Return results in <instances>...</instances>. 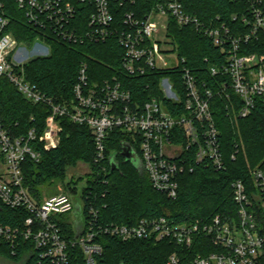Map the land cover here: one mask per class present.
I'll use <instances>...</instances> for the list:
<instances>
[{
	"label": "built area",
	"instance_id": "1",
	"mask_svg": "<svg viewBox=\"0 0 264 264\" xmlns=\"http://www.w3.org/2000/svg\"><path fill=\"white\" fill-rule=\"evenodd\" d=\"M13 1L28 24L39 31H52L63 41L73 42L80 40L71 27V22L76 18L75 3L88 7L86 38L98 42L115 36L122 49L121 71L131 77L145 75L148 71H176L184 62L178 58L174 48L166 44V20L169 16L178 26L202 28L196 18L185 13L181 0H155L154 7L143 19L126 13L124 30L114 27L112 5L119 8L123 4H134L137 0ZM250 11L252 22L247 20V23L251 24V29L242 37L231 36L224 26L203 31L221 52L225 51V44L229 48L226 64L220 71L229 77L230 88L241 101L236 114L238 118L250 115L256 98L264 99V56L239 53L243 43L264 33V17L255 2H250ZM160 18L164 19L163 23L157 21ZM8 25L9 20L0 15V78H5L28 102L46 104L49 115L39 137L35 129H30L24 135H13L0 119V204L29 214L20 228L0 224V242L14 249L20 240L31 241L34 250L39 251L40 259L48 264H68V242L63 238L57 221L72 215L69 222L74 226L71 196L57 194L37 202L24 188L22 172L27 160H39L35 143L40 144L44 151L59 147L61 117H68L72 124L85 126L90 131L95 147L93 163L102 167L103 171L107 134L114 129L123 132L129 138L122 145L123 149H129L130 162L139 164L152 189L168 199L177 197L178 177L186 170H193L189 159L216 171L224 168L219 132L209 107L212 94L198 87L188 69L183 68L181 72L182 90L178 89L172 77L161 75L158 79L159 95H152L145 103H140L132 98L117 76L100 84H89L87 66L82 64L73 87V103L59 106L46 99L36 85L26 79L23 69L30 60L48 56L49 46L42 39H36L40 44L33 49L34 57L23 61L25 51H17L23 43H18L6 32ZM162 32L165 42L158 40ZM166 54L171 57L175 54L176 65L168 64ZM210 73L215 76L218 69L210 68ZM166 103L174 108L173 114ZM236 153L231 155V159L235 158ZM84 166L88 169V166ZM250 175L255 189L251 196L242 181H235L231 185L236 215L226 218L215 215L206 222L175 223L158 217L142 218L132 225L101 224L99 212L94 206H88L83 216L82 204V228L77 237L75 231L71 245L81 250L85 264H98L103 251L98 242L101 236L116 238L121 242L168 240L179 247L191 249L194 237L201 235L207 247L214 249L213 252L197 254L187 261L172 254L166 264H258L264 245V227L259 225L255 209L264 212V170L251 169Z\"/></svg>",
	"mask_w": 264,
	"mask_h": 264
},
{
	"label": "trees",
	"instance_id": "2",
	"mask_svg": "<svg viewBox=\"0 0 264 264\" xmlns=\"http://www.w3.org/2000/svg\"><path fill=\"white\" fill-rule=\"evenodd\" d=\"M155 0H137L134 4L112 5L114 27L124 30V16L131 13L143 19L154 7ZM181 0L186 14L196 18L202 28L193 25L178 26L172 17L166 20V44L174 48L179 59L184 62L176 71L163 73L148 71L142 76H126L120 68L122 49L115 36L105 41H89L85 31L89 8L75 3L76 18L71 22L79 41H63L52 31H39L28 24L18 11L13 0H0V15L9 20L7 33L18 43L31 45L42 39L49 46L46 57H38L27 62L23 69L26 79L36 85L46 99L59 106L73 103V87L82 64L87 66L89 84H100L106 79L117 76L127 88L132 98L145 103L150 96L159 95L158 79L161 75L175 80L182 90L181 72L186 68L194 76L201 90H209L212 97L209 107L213 121L219 132L224 168L216 171L210 166L197 165L186 170L178 177L176 199L154 191L144 171L122 157V142L129 140L118 129L110 131L105 138V160L102 167L93 163L95 147L90 131L85 126L74 125L68 117L59 118L61 125L59 147L44 151L35 143L40 157L38 162L27 160L23 167V186L37 202H41V188L52 183L62 186L66 194L77 193L76 181L70 170L78 165L88 166L89 173L85 186L79 192L82 200L83 216L88 206L99 212L101 224L132 225L142 218L164 217L175 223L206 222L215 215L234 217L236 205L233 201L231 185L242 181L248 194L255 193L251 169L264 170V99L256 98L250 115L246 118L236 116L241 107L240 99L230 88V79L220 69L226 64L228 47L225 51L215 47L212 40L204 34V29H220L222 26L233 37H242L251 29L252 15L250 2L264 17V0ZM240 55L264 56V33L257 35L241 45ZM210 68L218 69L212 76ZM168 110L175 111L169 103ZM49 107L44 103L32 104L20 95L5 78H0V119L11 134L19 136L35 129L36 136L42 135ZM235 158L231 155L235 152ZM113 158L117 168L112 170ZM68 177V180H67ZM259 225L264 227V212L255 209ZM29 214L24 210L8 209L0 204V224L20 228ZM58 226L63 238L68 242V264H85L81 250L72 246L75 228L67 218H60ZM191 249L177 246L168 240H136L121 242L116 238L101 236L102 255L98 264H166L167 258L177 254L187 261L197 254H206L214 249L207 247L201 235L194 237ZM0 258L11 263L48 264L40 259L39 251L34 250L31 241H18L15 248L0 242ZM258 264H264V245Z\"/></svg>",
	"mask_w": 264,
	"mask_h": 264
},
{
	"label": "rangeland",
	"instance_id": "3",
	"mask_svg": "<svg viewBox=\"0 0 264 264\" xmlns=\"http://www.w3.org/2000/svg\"><path fill=\"white\" fill-rule=\"evenodd\" d=\"M157 21L159 23H161V22L163 23L164 19L160 18V19H157ZM158 40L160 42H165L164 33L163 32L158 35ZM38 44H40V42L38 43L37 41H34L29 46L26 45V44L19 45V47L17 48V51H19L18 53H22L24 51L26 53V58L23 61H28V60H30V59H32L34 57L32 52H33V49L35 47H37ZM45 48H46V52H47L48 49H47V47H45ZM166 57H167L166 58L167 62H168V64L170 66L176 65L177 59L175 58V54L173 55V57L167 56V54H166ZM133 165L136 166V168L138 170L143 171L142 168L140 167V165L137 164L136 162H134ZM87 172H88V169L85 168L84 165L80 164L75 169L70 170V172L68 174V175H71V176L73 175V180L74 181H76L79 178H83V179H81L79 182H77L74 185L75 188L77 189V193L75 195L71 196V200L73 201V204L77 203L78 206L80 207V209H81V206H82V201H81V199L79 197V192L85 186V181L87 179V176H86ZM67 180H68V177H67ZM41 190H42L44 199L48 198V197H51V196H54V195H57V194H66V192L64 191L62 186L59 185L58 183H52L50 185L43 186L41 188ZM64 218H67L68 220L69 219L72 220V215L64 216ZM0 264H23V263H11V262L5 261L2 258H0Z\"/></svg>",
	"mask_w": 264,
	"mask_h": 264
},
{
	"label": "water",
	"instance_id": "4",
	"mask_svg": "<svg viewBox=\"0 0 264 264\" xmlns=\"http://www.w3.org/2000/svg\"><path fill=\"white\" fill-rule=\"evenodd\" d=\"M122 157L125 159V162H130L129 149H127V148L123 149ZM110 161H111L112 170L116 169L117 165L114 163L113 158ZM73 219H74V227H75L76 237H77L79 235V232L81 231V228H82L81 209L77 203H74Z\"/></svg>",
	"mask_w": 264,
	"mask_h": 264
}]
</instances>
